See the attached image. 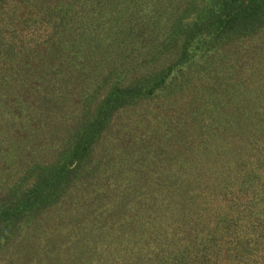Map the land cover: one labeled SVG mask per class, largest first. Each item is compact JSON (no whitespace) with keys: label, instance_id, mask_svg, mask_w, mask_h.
Segmentation results:
<instances>
[{"label":"trees","instance_id":"1","mask_svg":"<svg viewBox=\"0 0 264 264\" xmlns=\"http://www.w3.org/2000/svg\"><path fill=\"white\" fill-rule=\"evenodd\" d=\"M0 264H264V0H0Z\"/></svg>","mask_w":264,"mask_h":264}]
</instances>
